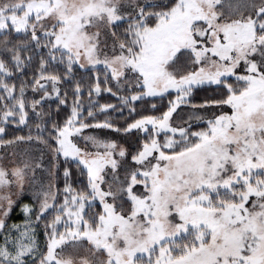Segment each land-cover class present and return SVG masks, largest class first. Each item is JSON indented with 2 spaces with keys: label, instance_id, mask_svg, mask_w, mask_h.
<instances>
[{
  "label": "snow or ice",
  "instance_id": "obj_1",
  "mask_svg": "<svg viewBox=\"0 0 264 264\" xmlns=\"http://www.w3.org/2000/svg\"><path fill=\"white\" fill-rule=\"evenodd\" d=\"M0 149V264H264V0H0Z\"/></svg>",
  "mask_w": 264,
  "mask_h": 264
},
{
  "label": "rangeland",
  "instance_id": "obj_2",
  "mask_svg": "<svg viewBox=\"0 0 264 264\" xmlns=\"http://www.w3.org/2000/svg\"><path fill=\"white\" fill-rule=\"evenodd\" d=\"M177 111H178V113H180L181 115H183L184 118H187V114H186V113L181 112L180 109H178ZM174 118H176V114H174ZM89 131H91V130H89ZM104 134L108 135L109 138H118V139H120L121 142H122V143H125V146H127V141L124 140L122 137H116L115 134H111V133H104ZM132 139H134V138H132ZM17 150H18V151H21L22 149H17ZM10 151H11V150H10ZM32 151L36 152V151H38V149H35V148H34V149H32ZM0 155H3V149H0ZM38 176H39V173H38ZM29 200H30V195H29V197H28L27 199H25V202H28ZM18 212H19V209L16 210V213H18ZM16 213H15V214H16ZM15 214H14V215H15Z\"/></svg>",
  "mask_w": 264,
  "mask_h": 264
},
{
  "label": "trees",
  "instance_id": "obj_3",
  "mask_svg": "<svg viewBox=\"0 0 264 264\" xmlns=\"http://www.w3.org/2000/svg\"><path fill=\"white\" fill-rule=\"evenodd\" d=\"M205 94H211V93L210 92L209 93H202L201 95H205ZM101 102H104V101L102 100ZM113 102H115V101L113 100ZM121 123H123V121H121ZM11 134L12 133H10V135ZM16 134H21L22 135L24 133L23 132H19V133H16ZM61 183H62V181H61ZM22 220H23V214L20 211L13 216V221L14 222L19 223V222H22Z\"/></svg>",
  "mask_w": 264,
  "mask_h": 264
}]
</instances>
